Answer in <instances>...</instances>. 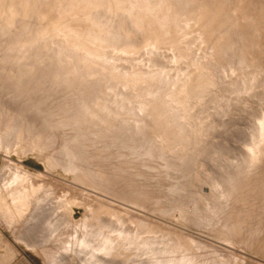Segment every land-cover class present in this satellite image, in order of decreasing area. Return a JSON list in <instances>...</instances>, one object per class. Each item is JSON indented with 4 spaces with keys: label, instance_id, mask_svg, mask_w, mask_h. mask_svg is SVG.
<instances>
[{
    "label": "rangeland",
    "instance_id": "1",
    "mask_svg": "<svg viewBox=\"0 0 264 264\" xmlns=\"http://www.w3.org/2000/svg\"><path fill=\"white\" fill-rule=\"evenodd\" d=\"M42 1L39 0L41 3L45 0ZM48 1L55 4L58 0ZM172 1L167 3L168 21L175 25L178 23L179 26H183L184 20L195 10L210 11L223 2V0ZM258 1L252 3L256 7V12L262 14V17L259 16L260 19L256 18L258 22L253 19L250 22L252 24L248 22L242 26L243 29L225 25L215 32L214 36H218V39L212 37L214 52L216 54L219 52L218 56H220L216 55L215 64L212 62L209 64L214 83L211 86L214 88L211 92L208 91L209 88L204 90L207 87L202 89L198 93L204 95L201 99L200 95L199 97L196 95V99L193 100L189 96L187 99L184 98L185 104L186 100L194 101V105L196 104L197 107H194L190 114L196 117L194 119L189 117L191 121L184 125V129L190 137L183 146L176 149L167 146V139L164 135L161 137L162 133H158L160 138L154 136L147 125L139 128L135 121L139 120L140 116L129 122L122 121L125 115L131 113L119 112L116 108L110 111L96 110L85 113L84 105L91 102L97 93L95 92L97 90L95 81H98L96 76L89 78L88 74L82 73L72 81L64 75L65 69L51 67L48 75L46 74L50 78H45L49 79V84L46 83L47 80L44 79L42 82L38 77L37 81L34 79L35 91L27 92L21 90V87L16 88L15 80L19 77L15 74L21 71L26 73L28 68H24L26 66L24 64L31 65L32 62H27L25 58L9 60L21 64L19 69L11 68L14 69L13 72L16 70L17 72H12L10 78L8 75L5 78L0 62V139L2 140H0V181L25 172L26 177L29 176L27 181L39 188V193L37 192L39 202L37 201L36 206H39L38 208L43 206L42 210L37 208V211L34 210V213L39 212L42 215L36 213L38 219L30 223L32 226H27L25 220L12 225L3 219L0 221L13 231L17 230L19 225L25 242L27 238L30 243L43 244V247L39 246L38 249L26 242L27 246L30 245L29 247L41 255L36 258L42 260L38 264H182L183 259L191 255L193 264H264V37L262 36L264 35L262 11L264 0ZM258 4L263 5L261 7ZM225 17L227 16L222 18ZM101 19L103 18L97 17L87 22L94 29H101V31L95 29L96 34L99 33V36L94 37L97 43L109 44L112 47L121 46L122 43L118 45L117 38L111 35L113 33L108 26V19L102 20L103 22ZM23 23L22 20L19 25ZM99 24L102 27H96ZM254 24L257 29L253 28ZM14 31L13 29L9 31L12 32L11 36L19 34V30ZM137 33L131 43V46L136 44L133 45L135 48H138L146 38L144 32ZM257 34L263 38V41ZM251 35L256 36L254 40ZM102 36H105V39ZM247 37L252 40H248ZM3 39L4 36H1L0 46ZM110 40L112 41L109 43ZM239 40L243 43L251 42L248 45L250 50L246 46L247 43L242 44ZM159 46L154 53L156 57L153 54L152 58L154 62L156 60L164 64L154 63L157 69L169 63V58L167 60V57L165 58L167 55L164 45ZM158 48L161 50L159 51ZM252 52L256 54L258 61L254 67L252 66L253 70L263 71L260 72L261 82L256 88L252 87L249 76L252 73L242 70V65L247 62ZM51 79L57 81L52 83ZM62 79L71 80L66 86L69 90L63 87L53 93L50 87L54 84L56 86L60 81L63 82ZM85 79L88 80V85L82 83ZM80 85L81 88L87 89L82 88L80 91ZM45 87H48L46 89L49 92ZM20 91H23V94ZM114 93L115 96L112 98L115 102L117 100ZM109 96H112V93ZM20 101L21 103L24 101L23 105ZM111 101L110 98V103L113 104L114 102ZM187 105L183 106V112L180 113H186ZM38 106L40 112H36ZM76 106L80 110L83 109V112L81 110L83 114ZM125 108L130 110L132 103ZM121 114L124 115L122 118ZM111 121L113 124H109ZM105 124L108 126H104ZM178 129L183 130L181 125ZM16 134L17 136H14ZM74 136H78V141H81L78 144L80 149L81 146L85 148L81 149L84 155H89L90 150L91 153L93 151V159L99 155L93 164L95 166L97 164L100 171L99 167L92 164L91 172L96 170L93 176L101 172L100 177L98 176L100 179L95 176L92 178L83 176L78 177V180L72 171L57 161L61 156L59 154L62 152V147ZM85 143L89 145L84 147ZM96 160H99V164ZM70 198L71 200L68 201ZM72 198L79 199L73 201ZM83 202L88 207L93 205L91 208L94 210L89 211ZM39 203L43 204L39 205ZM69 206L73 211L72 218L83 219L81 225L85 226V230L76 233L75 239L70 235L71 230L63 225L68 218ZM98 208L103 211L100 212ZM95 212L98 215L94 216L97 214ZM57 213L60 220L54 216L58 215ZM57 224L62 226L61 230L57 229ZM40 231L43 233L41 234ZM64 241L68 246L60 249L59 246Z\"/></svg>",
    "mask_w": 264,
    "mask_h": 264
},
{
    "label": "bare ground",
    "instance_id": "2",
    "mask_svg": "<svg viewBox=\"0 0 264 264\" xmlns=\"http://www.w3.org/2000/svg\"><path fill=\"white\" fill-rule=\"evenodd\" d=\"M52 1H55V0H52ZM169 1L170 0H58L54 4L52 2H49L48 0L47 1L45 0L44 3L39 2V0H0V37L4 36L3 42L1 43V46H0V62H1V66H2L1 68L3 71L2 73H5L4 74L6 75L5 78L8 76L10 78L13 75V73L17 72V70L13 72L14 69L12 70L11 68L19 69L21 67V64L9 62V60H15L17 58H25L27 62H32L31 65L24 64V66L26 65L24 68H28V71L26 73H23L21 71L20 73L15 74L16 77H19V78H17V80L14 79L15 83H17L15 85L16 88L21 87V90H24L27 92L28 91L30 92L33 90L35 91L36 88L34 84H35V81H37L38 77H39V80L42 82L44 81L46 77L50 78V76H47V75H48V70H50L49 68L51 67H55L56 69H65L64 72L66 73L64 75H66V77L68 79H71L72 81H73V78L75 79L77 76L81 75L82 73L88 74L89 78L90 76L92 77L96 76L97 77L96 79L98 81H95L97 83V85L95 86L97 90L95 92L97 93L95 95V98L92 97L93 100H91V102L84 105L85 108L83 109L85 113H92L96 110L110 111L113 108H116L119 112L127 111V113H131V114L126 116L123 113L126 116V119L124 118L125 116L121 114L120 115L121 118H122V115L124 116L123 117L124 120L122 121L129 122V120H135L138 118V116H140V119L135 121V123L137 124L139 128H141L140 126L144 128L147 125V127H149L152 133H154V136H159V134L162 133L161 137H163L164 135L165 139H167L166 140L167 146L172 147L171 149L173 148L176 149L180 146H183V143L186 142L188 137H190L187 135L188 133L185 132L184 125L188 124L189 117H192L193 119L194 117H196L193 115L190 116V114L194 110V107H197L196 104L194 105V101H191V100L196 99V95L198 97L200 95V99H201V96L203 98L204 95L198 94L202 89L207 87L204 90H207L209 88L208 91L211 92V90L214 88V86H211V85H214V83H213V79L211 78L212 70L209 64L211 62L215 64V60L217 61L216 55L218 56L219 52H217V54L214 52V44L212 42V37L214 36L217 30H220L225 25H232V27L243 29L242 26L246 25L248 22L250 23L253 19L255 20L260 15H261L260 17H262V14H258L259 12L258 13L256 12L257 11L256 7H254L252 4V3L257 2L258 0H223V2L219 6L215 7L214 9L210 11L205 12L203 11V9L195 10L187 19L184 20L183 26L180 25L181 26L180 27L179 25H177L178 23L175 25L168 21L169 17H168L167 3ZM58 4H60L61 6H58ZM262 5L260 6L262 7ZM57 7H60V9H57ZM262 11L264 13L263 9ZM178 15L180 14L178 13ZM225 15L227 16L225 17L226 19L222 18ZM97 17L103 18L101 19V21L102 20L106 21L108 19V26L111 27L112 33H113L111 35L117 38L118 45L119 43H122L121 46L120 45L117 46L114 44L115 46L112 47V45H109V44L103 45V44L97 43V40H95L96 35L99 36V33L96 34V31H95V29L97 28L94 29L91 25L87 23L89 22V19L95 20V18ZM183 19H184V16H183ZM22 20L24 21V23L19 25V23ZM94 22L97 23V21H94ZM96 27L100 28L102 26H100L99 24ZM254 27H255V24L253 28ZM12 29L15 30L14 32L19 30V34H17L18 33L17 32L16 33L17 36H11L10 34H12V32H9V31H11ZM255 29L257 28L255 27ZM97 30L101 31V29H97ZM140 31L146 34V38L144 39L143 43L141 42L142 44L140 43L141 45L138 48H135L133 47L135 43L132 44V46H131V43L133 39L135 38L136 33ZM224 31H226V29ZM255 31H259V30H255ZM104 34H101V35H104ZM260 35L258 36L257 34L259 39L262 40L263 38ZM262 36L264 37V35ZM102 37L105 39V36H102ZM215 37H217L218 39V36H214L213 38ZM254 37H252V39ZM106 38L109 39L111 38V36L109 35V38L106 36ZM247 39L250 41L252 40L248 37ZM242 40H239V41L242 42ZM111 41L112 40L108 42L110 43ZM246 43H247L246 46H248L249 43L251 42H246ZM246 43L242 42V44H246ZM159 45H164V49L166 52L165 54L167 55V56L165 55L164 56L165 58L167 57L166 60L169 58L168 65H166L165 67H161V69L159 68L157 69L155 67L157 66L156 62L158 61L155 60L154 62L152 58L154 57L152 55L156 52V47ZM252 46L256 47L255 45H252ZM256 49L258 50V48ZM249 50H250V47H249ZM261 52H258V54H260ZM254 54H255L254 52H252V54H249L247 62L242 65V70L243 71L248 70L250 73H252L249 76L251 77L252 87L256 88L257 85H259V82H261L260 79L262 75L260 72H263V71L258 70V69L257 70L255 69L256 71L253 70L252 66L254 67V64L258 63V61H256V54L255 55ZM258 54H257V57H259ZM154 55L156 57V54ZM160 62L161 61H159L158 64ZM163 62H165V60ZM161 64H164V63L161 62ZM258 65L262 66L260 64ZM45 80H47L46 83L49 84L48 82L49 79H45ZM52 80L53 79H51L52 83L53 82L55 83V81H57V80H53V81ZM63 80L64 79H62V81ZM64 81L63 82L58 81L59 83H56V86H54L55 85L54 84L52 87H50L51 91L54 93V91L56 92L57 90L69 85L68 83L70 82L69 80L65 82ZM87 82L88 80L86 81L85 79V82H82V83L86 85ZM70 86H73V85H70ZM46 88L48 87H45V89ZM79 88L81 91L83 87L81 88V85H80ZM66 89H68V87H66ZM22 92L20 91V93ZM113 92H115L114 94H116V98H115V100H117L115 101L116 104L113 100L114 98L113 96H115L113 95ZM111 93H112V96H109ZM77 96L80 97V95H77ZM188 96L191 100L189 102L188 100H186L188 103L187 105V103L185 104L184 101L185 99H187ZM19 97L21 96L19 95ZM80 98H83V97H80ZM110 98L114 102L113 104L110 103ZM106 99H108L109 101L108 100L106 101ZM39 103L37 102V104ZM81 103L82 105L80 106L82 108L83 101ZM131 103H132V108L130 110H126L128 108H125V107ZM195 103H198V102H195ZM184 105H187L186 113L182 114L180 113V111L183 112L182 108ZM77 106L76 108L79 107ZM56 107H58V105ZM36 108H37L36 112H40L39 106ZM83 109H81L82 112H83ZM33 111L35 112L34 109ZM56 111H61V110H56ZM199 114H197V116H199ZM199 117H201V115ZM203 118L204 116H202V119ZM195 120L197 121L198 119L196 118ZM104 122L106 121L104 120ZM108 123L109 122H107V124ZM107 124H105L104 126L107 127L109 124H113V123L111 121L108 125ZM179 125H181L183 130L178 129ZM21 128L24 129V131L26 130L23 127ZM12 129H15V128H12ZM5 132L7 131L5 130ZM18 133L19 132H17V134ZM17 134L14 136H17ZM21 134H20V138H21ZM17 138H14V139H17ZM20 138H19V141H21ZM54 140L55 139H53L52 142H54ZM79 142L81 141H78V136H74V138H72L68 143H65L64 147H62V152H60L61 154H59V156L60 155L61 156L60 158L58 157L57 161L60 163V165L62 164V166H66L68 170L72 171L77 177V179L78 177H83V176H88L89 178H92L93 176L92 174L93 172L95 173L96 170L95 171L93 170L91 172V169H92L91 167L94 165L93 161H95L96 158L98 159L99 155L93 159L92 157L93 151L91 153V150H90L89 155L87 156L84 155L83 150L85 148L83 149V146H81V149H83L81 150L78 145ZM23 143L25 144V142ZM16 144L20 145L19 143H16ZM88 145L89 143L84 145V147L85 146L87 147ZM90 147H93V145H90ZM52 151H51V154H52ZM87 152H89V150H87ZM87 152L86 154H88ZM53 154H54V151H53ZM94 155H96V153ZM55 158L57 157H54V159ZM99 160L101 161L102 159H99ZM99 160H96L98 164H99ZM95 167H99V166L96 164ZM20 168L21 167H19V169ZM103 168L102 170L105 169ZM99 171H100V167H99ZM24 173L25 172H23L22 174H18V175L16 174L14 176H11V178H3L2 181H0V215L3 214L2 216H5L11 219L10 220L11 223H16L21 220H25V222L27 223V226H29L34 222L35 219H38L36 217L37 216L36 211L37 209L40 210L43 206H41L40 208H38L39 206H36L37 201L39 202V200H37V198H39L37 197V192L39 193V188L33 186V184L27 181L29 176L27 175L26 177V174ZM99 173L97 176L95 175L96 173L94 174L95 178L96 177L98 178V176L100 177ZM73 179L75 180L74 177ZM42 199H41V202H42ZM72 199H74L73 201H75L79 198L77 199L72 198ZM69 200H71V198L68 199V201ZM70 203L71 201L69 202V204ZM83 203H84V206H86L85 202ZM41 204L39 203V205ZM92 206L93 205H90V207L88 206L86 207L90 211L92 210L91 208ZM35 209H36L35 211L36 213H34ZM99 211L102 212L103 210H99ZM72 212H73L72 208H70L69 206L68 218L64 221L63 225H66V227L71 230L70 231L71 234L70 233L69 234L73 236L75 239V237H77L76 233H78L79 230L81 231L85 230V226L81 225V222H83V219L75 220L72 218V214H73ZM37 214L40 216L42 215V214H39V212ZM57 214L58 215L55 214L54 216L55 217L57 216V220H60L59 213ZM83 215L82 217H84ZM96 215H98V213L95 214L94 216ZM87 217L89 216L87 215ZM57 225H58L57 229L61 230L62 226L60 224H57ZM43 232L40 231L41 234ZM69 234H66V236H68ZM58 237L60 239H63L61 235L60 236L58 235ZM142 238H145V237H142ZM27 240H28V243H30L29 239ZM34 240L35 239H33V241ZM30 245L33 247L35 246L37 248L39 246L40 248L41 246L43 247V244L41 242L40 243L35 242L34 244L30 243ZM67 246H68L67 242L64 241L59 246V248L61 249ZM192 259H193L192 255L185 257V259H183L182 264H193L192 261L194 260Z\"/></svg>",
    "mask_w": 264,
    "mask_h": 264
},
{
    "label": "crops",
    "instance_id": "3",
    "mask_svg": "<svg viewBox=\"0 0 264 264\" xmlns=\"http://www.w3.org/2000/svg\"><path fill=\"white\" fill-rule=\"evenodd\" d=\"M2 215H0V219L5 220L9 225L14 224L11 223V219ZM20 228L18 225V229L13 231L0 221V264H38L42 261L36 259L41 255L26 245L28 240L26 238L25 242Z\"/></svg>",
    "mask_w": 264,
    "mask_h": 264
}]
</instances>
